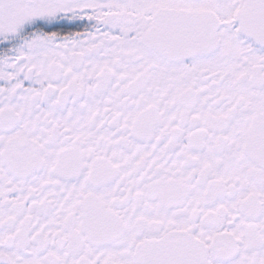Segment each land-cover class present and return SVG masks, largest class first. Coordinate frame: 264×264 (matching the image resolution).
I'll list each match as a JSON object with an SVG mask.
<instances>
[{"label":"snow or ice","instance_id":"6c2138e0","mask_svg":"<svg viewBox=\"0 0 264 264\" xmlns=\"http://www.w3.org/2000/svg\"><path fill=\"white\" fill-rule=\"evenodd\" d=\"M0 264H264V0H0Z\"/></svg>","mask_w":264,"mask_h":264}]
</instances>
